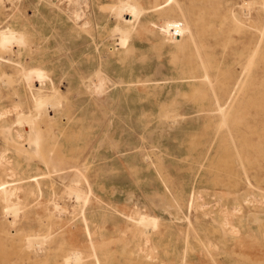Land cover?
Here are the masks:
<instances>
[{
    "label": "rangeland",
    "instance_id": "rangeland-1",
    "mask_svg": "<svg viewBox=\"0 0 264 264\" xmlns=\"http://www.w3.org/2000/svg\"><path fill=\"white\" fill-rule=\"evenodd\" d=\"M80 1L0 0L14 16L18 5L44 19L35 35L49 39L15 47L17 70L0 74V121L23 135L14 146L0 128V182L26 187L20 179L35 176L43 192L28 200L16 192V214L0 208V264H61L77 240L81 260L67 264H264V0H174L131 26L109 9L116 0H89L88 32L75 20ZM167 20L179 24L176 34L162 31ZM11 22L12 32L24 28ZM31 68L58 89L31 125L37 154L26 139L30 124L15 123L19 110H38L30 92L39 82L24 79ZM106 77L147 82L117 84L131 91L109 98ZM74 177L93 189L85 208L91 247L66 194Z\"/></svg>",
    "mask_w": 264,
    "mask_h": 264
},
{
    "label": "bare ground",
    "instance_id": "bare-ground-1",
    "mask_svg": "<svg viewBox=\"0 0 264 264\" xmlns=\"http://www.w3.org/2000/svg\"><path fill=\"white\" fill-rule=\"evenodd\" d=\"M88 1L89 0H81L80 3L82 5L79 6L78 12H75V16H76L75 20H77V25L79 26V30H81L82 32H88V29H91L92 28V24H93V20H92V18H90V16L92 17V13L94 11L92 9H90ZM139 1L140 0H116L115 4H113V6L110 7L109 9L112 8L113 13H115V17H116L117 20H121L122 23L124 25H126V26H131L133 22H137V19L139 18L140 15H149L151 13L152 14L153 13H158V14L159 13H164L168 9H170L171 6L174 3V0H165V1L161 2V3L154 2V3H148L145 6H139V4H138ZM45 3L47 4V2H45ZM47 5L48 6H54L59 11V13L64 12L63 7L60 4H58V3L55 4V3H53V1L52 2L50 1L49 4H47ZM36 6L38 7V5H36ZM20 7L18 5H15V8H16V10L18 12L14 16L13 10H11V12L10 11L7 12V11H5L6 8H7L6 6H0V13L1 14L5 13L4 15L6 16L5 17L6 20H2V18L0 17V74L3 72V70H2L3 68H12L13 70H17L16 69V65L12 66V64H16L17 63L15 61L14 57H13V56H15V50H14L15 47H17L18 49L27 48V47H29V49H31V48H35L36 47L38 49L39 46L46 45L49 42V39H48L47 36H44V37H41V38L38 37V36L36 37V35H37L36 33H38V32H35V30H37V29H34L37 26V24L40 23L41 20H43L42 22L44 23V19L36 18V21H35V17H33V18L26 17L24 14L19 13V12H21V8ZM47 7H44V8H46L48 10ZM86 8H87V10H86ZM59 13L57 14V16L59 15ZM124 15L127 16V17H124ZM7 18H12L13 20H10V21H15L16 23H18L17 21H19V22L22 21V25H23L24 28L21 27V30H20L19 27L18 28L15 27L17 30L19 29V31H15V32L13 31L12 32L10 29H7V27L5 26V25H7L8 28H10L9 27L10 25H8V24L12 25V23H13V22L10 23V21H8ZM16 23H14V24H16ZM17 25H19V23ZM17 25H15V26H17ZM163 25L164 26H162V31L165 32V34H167V35H169V33L176 34V31H177V29L179 27V24L176 21H174V20H167V21H165V23ZM28 28H29V30L30 29L31 30L28 31ZM115 28L116 27H114V30H116ZM112 30H113V28H112ZM116 31H118V30H116ZM28 33H30V35ZM116 33H114V34H116ZM121 33H123L125 35V31L124 32H120V34ZM27 34H28L29 37L27 36ZM112 36H114V35H112ZM105 39H106V36H105ZM122 40H123V38H121V41ZM113 43H115V42H113ZM115 44H117V43H115ZM16 54H18V53H16ZM101 58L102 57H100V59ZM34 61H35V63H37L35 65H38V64H40L39 62H41L39 60H37V62H36V60H34ZM21 68L22 67L20 66L19 69H21ZM131 68H132V66L129 68V70L133 71V69H131ZM22 70H25V69H22ZM42 70H43L42 68H39V69H37V68L32 69L31 68V69L26 70V72L29 71V73L27 72L26 75L25 74H21V75H25L24 79L27 80V83L32 81V79H34V78H36L38 80V82H39L38 87L36 88V90H31V92L29 90V92L31 94V99L33 100V103H34V106L38 110L36 109L37 112L34 115H28V114L27 115H23V114H21V112L19 110V112H18V114L16 116V122L14 121L18 126H22V124L24 123V124L28 125V127H29V124H30L29 132H28V135H26V139H27V142H28V145H29V148H30L29 150L32 153H35V154L39 153L38 151L40 150V148H39L38 143L36 142V137L33 134L34 128L31 125L32 124L36 125V120L39 119V117H41V115H42L41 114V110L44 109V106H45V109H46V105L50 104V102L48 103V98L50 97L47 94L48 91L49 92H53V93H57V90H58L57 86H56V83L54 81H50L48 84H42V81L46 77V75L44 73V70H43V72H42ZM100 70H101V68H100ZM102 71H104V70H102ZM83 72H85V73L87 72L88 73V71H86V70H84ZM105 72H106V69H105ZM134 72H132V73H134ZM129 73H131V71ZM83 76H84V74H83ZM124 76H126V75H124ZM118 77L120 78L121 76H118ZM204 77H205V75H204ZM106 78L109 79L108 77H106ZM142 78L141 77L140 78L135 77V78H133V79L131 78L129 80L122 79L121 82H113L112 79H109L108 81H110V83H111V89H110L111 91L109 90L110 92H108V94L110 93L109 94V98H110L111 94L113 95V93H111L112 90H115V93H116V89L117 90L119 89L118 90V94H119V92H121V93H124L126 95L128 94V92L131 91L130 89L127 90L128 88L123 90V88L117 87V84L118 85H120V84L136 85V84H144V83H146L147 80L146 79L144 80ZM85 80H87L89 82V79L86 78ZM117 80H118V78H117ZM83 81L84 80L82 79V83L81 84H83ZM102 81H104V80H102ZM84 83H87V82L84 81ZM101 86H102L101 84H97L96 87L94 86L95 87L94 90H97L98 92H101L100 91V89H101L100 87ZM84 87H86V86H84ZM87 87L88 88H86V89L90 88V86H88V85H87ZM30 88H31V86H30ZM103 88H104V86H103ZM103 88L101 90H103ZM106 96H108V95L106 94ZM58 97H59V95H58ZM113 97H112V100L111 99H109V100L113 101L114 99L117 98V97H114V98ZM125 98H126V96H125ZM115 101H117V99ZM122 102L124 104H126V101H122ZM56 103L58 105L59 101H57ZM51 104L53 106L54 103H51ZM13 108H15L17 110L18 109V105H15ZM15 123H13V124H15ZM26 127L27 126H25V128ZM0 128H4V129H1V130H5V131H6V129H8L7 132H2V133H3L5 141L12 142L13 145L15 143H17L16 139L23 137L22 133L20 131H18V130H16L15 133H13L11 131V126L6 124L5 121H0ZM25 134H27V133H25ZM18 145L22 146V143L18 144ZM17 147L20 148V146H17ZM19 148H17L18 151H19ZM22 148L23 147H21V149ZM24 152H26V150ZM4 154H5L4 152L0 153V161H1V159H4ZM60 172H61V170H57L56 174L57 173L59 174ZM20 180H23L24 182H27L26 187H24L23 184L15 186V187H10L7 184V182H0V205H1L0 208H1V211L3 213H5L6 215L9 212L16 214V212L19 209L20 201L18 200L16 202H13V200H12V196L16 192H20V191L23 190L24 191L23 195L24 194L28 195L27 198H24L26 200H28L31 197L33 199H35V198L41 197L43 195V192H42L41 187H40V183L38 182V179L35 176H28V177H26L24 179H20ZM30 182H35V184H31ZM71 183H72V186H69L67 188L66 194L69 197H71V200H72L71 203L74 205L73 206L74 210H75V208H79L78 213L81 216L80 222H81V228H82V230L84 232V235H85V243H87V245L89 244V246L91 247V246H93V242H92V238H91V231L89 230L88 223H87L89 218L85 214V208H86V206L89 203L90 196L93 195V189H92V186L90 185V183H88V182H86V187L85 188H81L79 186V180L77 178H75V177L73 179H71ZM55 206H56V204H55ZM5 214H4V216H5ZM120 216H122V215L120 214ZM94 217H96V216L94 215ZM139 222H141V223L150 222V223H152L154 225L156 223V219L154 217H152L150 219H147V217L143 216L140 219ZM144 224H146V223H144ZM143 226H145V225H143ZM78 242H79L78 240L76 242L75 241L71 242V249H72L71 254L70 255H66L63 258V261H62L61 264H67L70 261V259H74L73 262H77V261L81 260V257H80L81 252H80V249H79V247H80L79 245H83L84 243L83 244H78ZM30 244L31 243L29 242L28 245H30ZM93 257H95V255H93Z\"/></svg>",
    "mask_w": 264,
    "mask_h": 264
}]
</instances>
